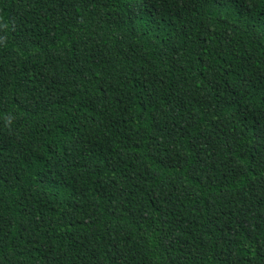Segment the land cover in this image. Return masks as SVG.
<instances>
[{"label":"trees","instance_id":"obj_1","mask_svg":"<svg viewBox=\"0 0 264 264\" xmlns=\"http://www.w3.org/2000/svg\"><path fill=\"white\" fill-rule=\"evenodd\" d=\"M0 264H264V0H0Z\"/></svg>","mask_w":264,"mask_h":264}]
</instances>
